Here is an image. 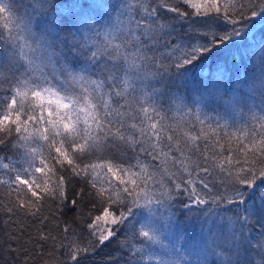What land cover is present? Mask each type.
<instances>
[{"label":"snow or ice","instance_id":"snow-or-ice-1","mask_svg":"<svg viewBox=\"0 0 264 264\" xmlns=\"http://www.w3.org/2000/svg\"><path fill=\"white\" fill-rule=\"evenodd\" d=\"M5 190L22 264H264V0H0Z\"/></svg>","mask_w":264,"mask_h":264},{"label":"trees","instance_id":"trees-1","mask_svg":"<svg viewBox=\"0 0 264 264\" xmlns=\"http://www.w3.org/2000/svg\"><path fill=\"white\" fill-rule=\"evenodd\" d=\"M80 184L74 183L70 186L68 191L69 198H72L75 196V193L79 190ZM7 202V195L6 190L0 192V207H2L3 203ZM56 206L52 205V210H55ZM48 205H45L44 209V215L48 214ZM66 216L62 217L60 219H68L74 215L73 212H68L67 209H65ZM9 217L6 212L0 211V264H22L24 257L20 255L19 253L15 252H9V247H18V245L15 242L9 243L8 236L10 233H14L16 235H19L21 237V243L24 241L29 240V237L35 238L36 233L40 230L39 222H33L31 219H25L24 217H12V222H8ZM59 223V220H53L51 216L48 218V223L45 227V231L50 232L53 236H58L59 231L62 229H57L56 224ZM24 224L27 225L25 230L23 232L19 231V225ZM51 241H48L47 244L44 245V252L48 253L52 251L51 247ZM26 247H29L32 249V251H36L35 248L32 247L31 244L26 245ZM117 244L116 242H113V244L102 248L98 255L93 257V264H123V260L115 261L114 257L118 255V252L116 251ZM126 259V257H125Z\"/></svg>","mask_w":264,"mask_h":264}]
</instances>
